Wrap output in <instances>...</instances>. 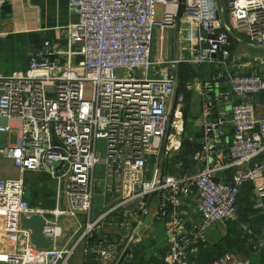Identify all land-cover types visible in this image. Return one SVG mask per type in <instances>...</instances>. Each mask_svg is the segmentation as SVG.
<instances>
[{
  "label": "built area",
  "instance_id": "2783aa9c",
  "mask_svg": "<svg viewBox=\"0 0 264 264\" xmlns=\"http://www.w3.org/2000/svg\"><path fill=\"white\" fill-rule=\"evenodd\" d=\"M69 7L79 18L66 29L65 46L45 39L31 52L28 68L0 71V116L20 123L0 125V132L19 134L16 143L0 146V155L20 171L17 178L0 177V264H67L77 244L61 245L62 218H73L79 226V212L90 219L96 192L119 201L89 221L83 236H94L115 209L134 205L140 217L122 222L124 243L132 246L155 200L158 216L167 222L164 264H205L199 260L200 244L217 224L237 219L245 184L252 183L264 218V118L257 117L252 99L264 91V78L230 67L241 59L231 56L233 43L264 49V0H69ZM183 24L199 31L194 60L216 71L205 83L204 131L195 163H178L170 172L164 169L162 147L168 137V150L178 151L184 130L182 100L171 123L178 79L170 69L185 59L180 54L172 60L153 58V43L156 29L180 32ZM225 81L229 93L220 97L208 91ZM229 96L233 131L227 138L226 120L216 110ZM223 169L233 170L231 181L217 179ZM28 171L54 180L53 208L27 200ZM33 214L45 217L48 249L35 247L31 231L22 227V215ZM192 214L199 223L186 229ZM252 249H264V235ZM94 252L109 264L120 257L121 245L104 236ZM206 264L253 262L243 252L228 250Z\"/></svg>",
  "mask_w": 264,
  "mask_h": 264
},
{
  "label": "crops",
  "instance_id": "0c3cea01",
  "mask_svg": "<svg viewBox=\"0 0 264 264\" xmlns=\"http://www.w3.org/2000/svg\"><path fill=\"white\" fill-rule=\"evenodd\" d=\"M78 14L72 12L69 7V0H0V71L5 74L13 73L14 71L24 70L29 66L30 54L37 49L45 39H49L60 46H65L67 40L65 37L68 26L78 21ZM158 29H156L155 34ZM176 35V29H174ZM169 31H166L168 34ZM165 34V31L162 32ZM164 35H162L163 37ZM231 56H240V62L233 68L232 62L230 67L232 70H237L245 73L258 72L264 78V61L261 62L257 58L262 57L264 60L263 48H251L246 43L237 45L233 43L230 47ZM175 58L181 51L177 49L173 51ZM162 55V54H161ZM160 56V55H159ZM163 56V55H162ZM206 73L210 80L214 73L212 64L205 65ZM208 82V81H207ZM204 92L207 90L204 86ZM212 89L216 95L230 92L228 81L214 84L208 91ZM253 102L256 107V115L258 118H264V91L255 94ZM204 100V93H203ZM233 96L224 99L223 106L218 107L216 112L226 120L225 131L227 138L231 136L233 131L231 119V104ZM204 102V101H203ZM222 103V102H221ZM203 111V108H202ZM201 111V136L203 134V113ZM11 124L15 127L20 125L16 119L7 120L0 116V125ZM19 139L17 132H0V146H6L11 143H16ZM264 163V156L260 159ZM168 169L170 172H175L176 168ZM15 173V175H14ZM233 170L223 169L217 175L218 180L231 181ZM44 176L53 180L47 173H34L31 171L24 173L26 185V198L30 193L27 191V186L34 184L40 193H44V181L37 185V176ZM20 176L19 169L15 166L13 160L6 156L0 155V177L2 178H17ZM28 182H27V181ZM54 182V180H53ZM260 184H264L263 179ZM252 183H247L242 187L238 197V217L233 220L234 227L238 232L254 242L259 237L264 235V218L260 210L255 205L253 197ZM56 186L54 182L52 196L48 200L52 206L47 204V199H44V194L41 195L38 206L42 209H51L56 204L55 197ZM40 196V195H39ZM102 197V208L94 209L90 219L87 214L79 212V220L81 225L73 218L63 217L62 223L65 227L61 245L77 244L75 253L67 264H103L98 254L94 252L96 243L102 241L105 237L119 242L121 245V255L115 261L112 260L109 264H164V257L167 252L166 242V217L158 216V205L155 200L148 207V214L144 217L142 225L137 230L138 241L132 246H126L127 228L122 226L123 221H134L140 217V209L134 205L130 207H120L111 212L105 219L100 229L96 230L94 236H83L87 223L95 221L101 214L107 212L119 201L117 196L108 195L107 199ZM46 205H45V203ZM34 205V204H33ZM169 217H167L168 220ZM193 222H186V229H193L199 223V217L192 214ZM220 227L222 224H217L208 233L207 242L200 244L203 248L216 243L220 238L225 237L228 233L227 226ZM231 226V224L229 225ZM226 227V228H225ZM247 228V229H246ZM163 243L160 248L159 245ZM143 244V245H141ZM202 251V249H201ZM200 258V256H199ZM201 261V260H200ZM202 262V261H201ZM203 263V262H202ZM60 264V263H57ZM206 264V263H205Z\"/></svg>",
  "mask_w": 264,
  "mask_h": 264
},
{
  "label": "rangeland",
  "instance_id": "374dc122",
  "mask_svg": "<svg viewBox=\"0 0 264 264\" xmlns=\"http://www.w3.org/2000/svg\"><path fill=\"white\" fill-rule=\"evenodd\" d=\"M165 31V34H162V32ZM166 31H169L168 34H166ZM162 35H164L162 37ZM199 31L195 26L191 25H185L183 24L181 27L180 32L176 30V35L174 32V28H165L163 31L160 29L157 30L154 38L153 43V58H157L159 55H163L165 59H175V54L173 53L174 50L181 51V58L185 59L184 62H181L178 64L175 68L170 69L178 79L177 82V91L176 96L173 98V103L171 104V113H172V119L171 123L175 120V112L178 104L180 103V100H182V112H183V119H184V130L182 133V145L180 149L176 152L173 151V149L168 150L169 145V138L167 137L162 150L161 151V157L164 161V169H169L170 165L169 161L173 159L174 163H184L183 160L186 157L185 156L189 153L191 150L198 149L200 145V139H201V111L203 108V93H204V86L205 83L209 80H206L208 78V74L206 73V67L205 65L209 64L208 62H202L199 63L195 61L196 51H198V38H199ZM262 59V57H261ZM211 76H214L215 74ZM175 125L181 129V124L179 122H176ZM173 130V128H172ZM171 130V131H172ZM184 155L185 158H182L181 161L178 160L175 162L176 159H178L180 156ZM177 163V164H178ZM151 166V165H150ZM15 175V173H14ZM37 176V175H34ZM39 183H43V181L47 182V186L50 188L54 186V182L51 179H48L44 176H37ZM31 186H27V191L30 193ZM102 197L100 193L96 192L94 196V209H101L102 208ZM220 227L224 228V225H220ZM226 228V227H225ZM228 231V226H227ZM210 233H207V236H209ZM159 247L161 248L163 246V243ZM143 245V244H141ZM248 245L244 243H241L238 249L241 247L244 249H247ZM251 258L253 260V264H261L263 261L261 260V254L256 253L255 251H252Z\"/></svg>",
  "mask_w": 264,
  "mask_h": 264
},
{
  "label": "trees",
  "instance_id": "16d2710c",
  "mask_svg": "<svg viewBox=\"0 0 264 264\" xmlns=\"http://www.w3.org/2000/svg\"><path fill=\"white\" fill-rule=\"evenodd\" d=\"M199 148H200V145H199L198 149ZM198 149L191 150V151H189V153L187 155H185V156H190V157L185 158L184 155H182L178 159H176L175 162L178 160L181 161L182 158H185L183 160L185 167L189 166L192 163L194 164L195 163L194 155L196 154ZM173 161H174L173 159H171L169 161V164H171L169 168H171L172 171L174 170L173 168L179 162L178 161L177 163H174ZM184 170H183V172H184ZM34 173H36V172H34ZM39 184L40 183H38L37 185H39ZM46 184H47V182L44 181V187H43L44 191H45L44 193H40L38 188L36 189L34 184H32V189H31L30 194H29L28 199H27V200H29V202L32 205L38 204L41 195L44 194V197H45L44 199H47V204H49V206H52V203H50L48 200L50 199V195L52 196L53 187L50 186V188H49ZM26 185H27V183H26ZM45 205H46V203H45ZM228 223H230L231 226H229L230 224L228 225V233L225 237L220 238L216 243L208 246L204 250L201 246L202 251H201L199 260H201L203 263L210 262L211 260H213L214 258L218 257L219 255L223 254L225 251H228V250H237V251L243 252V253L247 254L249 257H251V253L253 251L252 242L249 241V239H247L246 237L242 236L238 232V230L235 229V227H234L235 222L234 221H229ZM244 242H245V244L248 245L247 246L248 248L244 249L241 247L240 249H238L237 247H239V245L241 243H244ZM260 254L262 257L261 260L263 261L261 264H264V249L260 252ZM252 262H253V260H252Z\"/></svg>",
  "mask_w": 264,
  "mask_h": 264
},
{
  "label": "water",
  "instance_id": "95a60500",
  "mask_svg": "<svg viewBox=\"0 0 264 264\" xmlns=\"http://www.w3.org/2000/svg\"><path fill=\"white\" fill-rule=\"evenodd\" d=\"M223 106V102L220 103ZM217 115L215 114L214 117ZM157 192L151 193L148 199V205L151 203L153 198L156 196ZM22 227L24 229L31 231V242L33 245L39 249H48L51 246V241H49L45 234L44 228L46 225L45 217L41 214H33L31 216L22 215L21 217Z\"/></svg>",
  "mask_w": 264,
  "mask_h": 264
},
{
  "label": "bare ground",
  "instance_id": "6f19581e",
  "mask_svg": "<svg viewBox=\"0 0 264 264\" xmlns=\"http://www.w3.org/2000/svg\"><path fill=\"white\" fill-rule=\"evenodd\" d=\"M176 122H179V123L181 124V122H180V121H178V120H177ZM180 126H181V125H180Z\"/></svg>",
  "mask_w": 264,
  "mask_h": 264
}]
</instances>
